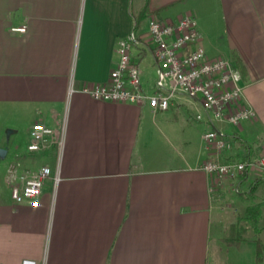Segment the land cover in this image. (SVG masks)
<instances>
[{
  "label": "crops",
  "instance_id": "1",
  "mask_svg": "<svg viewBox=\"0 0 264 264\" xmlns=\"http://www.w3.org/2000/svg\"><path fill=\"white\" fill-rule=\"evenodd\" d=\"M185 14L195 17L206 56L229 59L240 73L239 103L252 119L232 126L181 94L153 110L81 92L109 81L118 42L130 35L131 62L157 77L149 17ZM140 82L148 93L141 70ZM36 121L63 126L60 152L26 150ZM210 129L231 148H207ZM0 149V264H232L229 248L247 240L226 244L228 224L248 227V212L260 215L264 194L254 209L247 198L263 177L251 167L217 179L200 165L264 152V0H0ZM9 164L50 167L37 206L12 201ZM263 247L237 264H263Z\"/></svg>",
  "mask_w": 264,
  "mask_h": 264
},
{
  "label": "built area",
  "instance_id": "2",
  "mask_svg": "<svg viewBox=\"0 0 264 264\" xmlns=\"http://www.w3.org/2000/svg\"><path fill=\"white\" fill-rule=\"evenodd\" d=\"M12 30L24 32L25 27H15ZM148 32L153 44L152 56L158 70L154 93L148 94L143 90L140 69L131 62L130 50L136 41L133 35L119 40L116 49L119 59L109 81L106 84L83 87L81 92L93 99L107 102L140 105L148 103L153 110H166L170 101L181 94L188 99L198 100L203 111L213 119L232 126L255 116L251 108L239 103L242 95L241 77L233 63L224 57H207L199 45L201 35L192 14H185L174 22H161L149 17ZM201 118V114L195 115L196 120ZM63 133V126H48L36 121L31 125L26 150L29 153H39L55 147L60 152ZM202 139L207 148L218 152L231 148L223 132L217 129L206 131ZM251 167L264 171V152L255 161L208 160L200 165L205 174L217 179H235ZM50 174L48 165H41L34 171L19 172L15 164H9L6 181L12 201L21 203L26 200L31 206H37L43 183ZM22 264L31 263L24 261Z\"/></svg>",
  "mask_w": 264,
  "mask_h": 264
},
{
  "label": "rangeland",
  "instance_id": "3",
  "mask_svg": "<svg viewBox=\"0 0 264 264\" xmlns=\"http://www.w3.org/2000/svg\"><path fill=\"white\" fill-rule=\"evenodd\" d=\"M147 33L149 35V32L147 30ZM140 70L142 71V77L144 79H146V89L147 92L149 94H152L155 90L154 87V82H155V78H156V72L153 70H149L147 68L146 62H143L140 65ZM184 110V108H182ZM186 113V112H185ZM192 113H190L191 115ZM205 144V143H204ZM263 144V141H260L258 145ZM258 177H263L260 178V182L259 184L256 186V188L254 189V191L248 196V202L247 204L250 205V208L253 207L252 204H255L257 202V200L259 199V197L261 198V193L264 194V171L258 170ZM236 195L234 194V196L232 197V202L235 204V202H239V199L237 197H235ZM233 204V205H234ZM258 211H260V215H258L256 218L254 215V212L249 211L248 215H247V222L250 224H253L251 227L248 228V232L245 236V242H242L240 244V246H232L231 248H229V252H228V257L230 259V262L232 264H237L239 259L240 260H247L248 258H251L249 256H251V248L253 247V245H256V241L255 239H257V237H261V243L264 244V218L261 217V215H264V205H262L260 208H258ZM256 220V223L253 219V217ZM255 223V224H254ZM255 225V227H254ZM258 226V227H256ZM262 228L261 233H257L258 231H256L255 228ZM254 239V240H253ZM253 240V242H252ZM261 253V252H260ZM253 254V253H252ZM262 257H263V264H264V247L262 249Z\"/></svg>",
  "mask_w": 264,
  "mask_h": 264
},
{
  "label": "trees",
  "instance_id": "4",
  "mask_svg": "<svg viewBox=\"0 0 264 264\" xmlns=\"http://www.w3.org/2000/svg\"><path fill=\"white\" fill-rule=\"evenodd\" d=\"M254 221H255V219H254ZM255 223H256V221H255ZM247 224H248V227L242 225L236 219L234 221H231L230 224H228V227H227V230H226V233H225V237H224V242L226 244H234V243L240 242L241 240H245V236H246V234L248 232V228L253 225V224H250V223H247ZM254 227H255V225H254ZM256 227H258V226H256ZM255 229L258 230L259 228H255ZM255 241L257 243V253L259 255L260 254V249H261V243L259 242L258 239H255Z\"/></svg>",
  "mask_w": 264,
  "mask_h": 264
},
{
  "label": "water",
  "instance_id": "5",
  "mask_svg": "<svg viewBox=\"0 0 264 264\" xmlns=\"http://www.w3.org/2000/svg\"><path fill=\"white\" fill-rule=\"evenodd\" d=\"M4 154H5V150H3V149H0V156H1V157H3V156H4Z\"/></svg>",
  "mask_w": 264,
  "mask_h": 264
}]
</instances>
